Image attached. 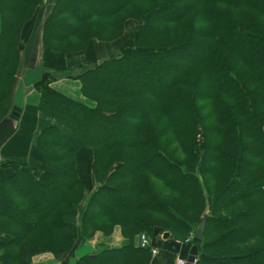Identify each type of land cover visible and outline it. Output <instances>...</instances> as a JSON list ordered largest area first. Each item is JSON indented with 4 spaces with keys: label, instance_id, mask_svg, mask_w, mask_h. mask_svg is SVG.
<instances>
[{
    "label": "trees",
    "instance_id": "16d2710c",
    "mask_svg": "<svg viewBox=\"0 0 264 264\" xmlns=\"http://www.w3.org/2000/svg\"><path fill=\"white\" fill-rule=\"evenodd\" d=\"M45 3L0 0V120L16 105L24 28ZM130 21L117 55L44 67L34 84L49 120L29 160H0V264L60 256L115 226L125 245L75 264H150L156 235L185 239L202 221L195 264H264V0H55L42 47L82 52ZM68 71L84 99L52 85Z\"/></svg>",
    "mask_w": 264,
    "mask_h": 264
},
{
    "label": "crops",
    "instance_id": "0c3cea01",
    "mask_svg": "<svg viewBox=\"0 0 264 264\" xmlns=\"http://www.w3.org/2000/svg\"><path fill=\"white\" fill-rule=\"evenodd\" d=\"M134 28V23L130 21L127 24L125 33L121 38L110 42L93 40L90 42L88 48L82 52L57 54L52 53L43 47L40 52L42 67L73 68L81 64L92 65L106 58L113 57L117 55L122 48L131 44ZM24 65L25 64H23V62L20 64L19 71L25 70V68L22 67ZM59 74H68L70 76L65 78L58 77V75H56L57 81L60 83V85H57L58 87L56 86V88L73 98L81 100L84 99L80 93V81L71 77L73 71ZM33 76L34 75L27 73L25 76L26 83H24L26 85H31L34 80ZM62 78L63 80H67L68 83H65L64 85L61 82ZM71 86L73 87L70 88ZM31 88H33V85ZM36 92H38V94ZM24 98L23 104L24 102L27 104V110H25L22 106L17 129L12 137L1 148L0 160L5 158L29 160L33 155L36 139L40 130L48 123L47 120L49 119L43 117L37 110L39 91L37 89L32 91L31 89ZM89 154L83 153V155H85L83 156V158H85V162L90 160ZM79 169L81 174L85 177L81 167ZM90 180L91 177H89V181ZM94 186L95 183L93 187ZM137 241L138 237L136 238V242ZM127 242V238H125L121 233L120 226H115L110 235H104L102 232L98 231L93 237L84 238L79 241L71 251L63 255L57 256L50 252L36 254L33 256V264H75L77 259L83 255L96 253L102 247L118 248L125 245ZM153 245L156 247L157 252L152 256L150 264H176L179 258H186L188 256L190 249L188 245L178 244L176 239L171 237L165 238L163 235H156L153 239Z\"/></svg>",
    "mask_w": 264,
    "mask_h": 264
},
{
    "label": "rangeland",
    "instance_id": "374dc122",
    "mask_svg": "<svg viewBox=\"0 0 264 264\" xmlns=\"http://www.w3.org/2000/svg\"><path fill=\"white\" fill-rule=\"evenodd\" d=\"M54 1L55 0H46V3L43 6H38L32 20L29 21L24 28L23 37H22V44H21L20 59H21V63L23 62V64H25L24 66H22L23 68H25V70L19 71V68H20V66H19V68H18L19 73H18V71L16 73L17 76H16V82L14 85L12 99H13V104L20 105L21 107L23 106V108H25V110H27V108H26L27 104L25 102L23 104V99H25L24 97H26L29 90H31V89H32V91L34 89L36 90L37 88L34 86V84L42 77V75L43 76L46 75V74L44 75V73H43L44 67H42V64L40 61V52L43 48L42 47V26H43V22L45 21L46 17L48 16V14L51 12L52 8L54 7ZM27 73L34 75L33 76L34 80H33V83L31 85L25 84L26 83L25 82L26 81L25 76ZM56 75H58V77H65V78L70 76L68 74L64 75V74H59V73H57ZM61 82L64 85H65V83L66 84L68 83V81L63 80V78H62ZM32 85H33V88H31ZM52 85L56 87L57 85H60V83L56 80L52 83ZM72 87L73 86H71L70 88H72ZM78 91H79V89H78ZM36 93L38 94V92H36ZM39 97H40V94H39ZM21 127H22V124H21ZM83 156H85V155L80 156V167L83 170V174L85 176H87L88 179H89V177H91V180H92V176H90V171H89L90 162L92 160L91 153L89 154L90 160L88 162L84 161L85 158H83ZM92 182H93V180H92ZM194 234L195 233L192 231L188 234V236H186L185 239H176L177 243L188 245L185 240L187 238H191V240H192V237ZM137 237L139 240V236H137Z\"/></svg>",
    "mask_w": 264,
    "mask_h": 264
},
{
    "label": "water",
    "instance_id": "95a60500",
    "mask_svg": "<svg viewBox=\"0 0 264 264\" xmlns=\"http://www.w3.org/2000/svg\"><path fill=\"white\" fill-rule=\"evenodd\" d=\"M21 111V107L15 105L9 115L0 120V151L3 145L15 133L18 126ZM204 227L205 221H202L199 230L194 235L193 244L189 249V254L187 256V264H195L197 261L199 255L198 244L202 240ZM163 236L165 238L169 237V232H165Z\"/></svg>",
    "mask_w": 264,
    "mask_h": 264
},
{
    "label": "built area",
    "instance_id": "2783aa9c",
    "mask_svg": "<svg viewBox=\"0 0 264 264\" xmlns=\"http://www.w3.org/2000/svg\"><path fill=\"white\" fill-rule=\"evenodd\" d=\"M185 241L188 243L191 241V238H187ZM139 244L141 247L150 246V238L145 233H142L139 236ZM152 252L156 253V249L152 248ZM176 264H186V260L183 258H179Z\"/></svg>",
    "mask_w": 264,
    "mask_h": 264
}]
</instances>
